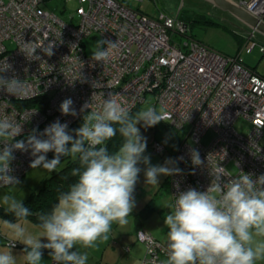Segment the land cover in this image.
<instances>
[{"label":"built area","instance_id":"2783aa9c","mask_svg":"<svg viewBox=\"0 0 264 264\" xmlns=\"http://www.w3.org/2000/svg\"><path fill=\"white\" fill-rule=\"evenodd\" d=\"M46 1L0 0V61L11 65L3 75L9 79L15 75L29 85L23 98L0 90V118L22 124L17 140L26 141L34 129L43 132L57 120L70 127L85 114L80 111L84 105L98 110L109 92L119 93L118 99L130 111L153 94V106H162L165 121L188 134L174 158L184 157L176 164L182 172L169 177L172 196L189 188L206 191L211 174L221 167L225 181L240 171L252 174L254 180L264 174V77L239 57H227L186 35L188 25L178 15L152 17L131 7L128 0H76L78 23L45 10L41 4ZM235 1L264 20V0ZM93 35L117 42L104 65L85 51L84 40ZM176 35L184 39L176 41ZM253 36H248V44ZM50 40L56 43L55 54L48 57L37 49L39 61L25 59L19 50L24 42L46 45ZM260 49L264 52V47ZM66 98L73 100L76 117L62 115L60 104ZM241 117L251 122L247 133L236 128ZM211 130L214 137L203 142ZM153 149L163 155L165 144L155 141ZM190 149L199 151L201 166L192 165ZM13 155L11 175L21 180L34 158L30 151L16 150ZM138 234L147 249L142 264H161L165 241L145 230Z\"/></svg>","mask_w":264,"mask_h":264},{"label":"clouds","instance_id":"9594fccd","mask_svg":"<svg viewBox=\"0 0 264 264\" xmlns=\"http://www.w3.org/2000/svg\"><path fill=\"white\" fill-rule=\"evenodd\" d=\"M55 47L52 40L46 45L24 42L19 50L25 59L39 61L37 49L51 57ZM116 47L117 42L99 39L91 59L104 65ZM10 69L6 60L0 61V90L15 98L26 97L29 85L25 80L3 75ZM119 95L109 92L98 110L84 105L80 110L85 113L83 123L78 129L70 132L67 123L57 120L43 132L34 129L26 141L16 139L23 132L21 123L7 116L0 118V189L20 183L11 175L10 167L16 150L30 151L32 169L52 173L65 158L75 165L70 169L74 182L60 192L48 211H30L12 191L0 195V208L13 217L0 221L8 241L0 246V264H18L12 253L16 242L24 245V264H42L45 249L53 264H88L89 250L109 242L114 224L128 225L136 206L134 192L140 165L145 166V182L150 186H158L161 176L182 172L176 164L183 156L152 165L150 156L145 155L147 138L137 125L153 127L165 121L163 113L151 105L133 113L121 103ZM60 111L65 116L78 115L71 98L62 101ZM117 136L119 146L110 150L108 145ZM49 152L54 153L52 159L47 158ZM189 154L193 166L203 164L197 149H190ZM211 175L206 191H180L164 206L169 212L164 217L166 258L161 264H264V174L254 180L252 174L240 171L225 181L221 167ZM33 215L40 230L35 235L25 227L27 218Z\"/></svg>","mask_w":264,"mask_h":264},{"label":"rangeland","instance_id":"374dc122","mask_svg":"<svg viewBox=\"0 0 264 264\" xmlns=\"http://www.w3.org/2000/svg\"><path fill=\"white\" fill-rule=\"evenodd\" d=\"M128 3L131 7L140 10L141 12L147 13L152 17L158 18L160 14L163 13L166 15H178L181 19L186 21L188 20L190 22L189 34H191V37L199 40L200 42L227 57H235L238 55L237 57L243 58L248 65H260L262 60H264V55L260 51L259 45H256L252 52H247L245 50V45L248 44V42L245 41V38L251 34L250 28L230 12L222 10L209 0H128ZM41 6L45 10L55 12L62 19L71 23H78L80 21L81 17L77 12L79 2L76 0H49L43 2ZM183 39L184 37L179 35L175 36L176 41H182ZM97 40H99V38H97L95 35L85 38V51L88 55L92 56V51L95 49V43ZM242 43L244 44L242 45L244 48L241 46ZM11 44L12 43L10 42V46H12ZM262 69L264 70V62ZM153 103H155L154 95L149 94L148 101L143 103L138 111L149 105L152 106ZM156 109L159 112L163 111L161 105H157ZM82 123L83 119L81 118L77 122L78 127H80ZM137 126L140 127L141 134L147 138V148L145 155L150 156V162L152 165H161L167 158H172L174 160L177 148L185 137V133L182 129L177 128L167 121H161L157 125L147 129L142 126V123L138 124ZM236 128L241 133H247L251 128V122L244 117H241L236 122ZM214 135L215 134L212 130L209 131L208 134L203 138V142L209 143ZM156 140L163 141L164 143L166 141L165 144L167 149L163 156L155 153L154 149L152 148V144ZM189 140L191 141L190 138ZM262 143L264 144V137L262 139ZM47 158L52 159V152L47 154ZM140 167L142 171L139 174V180L135 186L134 198L139 197V191H136V189L139 188L142 192L147 189V191L153 193L154 188L158 189L164 181L167 182L169 180L170 176H161L159 178L158 186L147 185L143 171L145 166L140 165ZM229 168L232 172L236 171L233 164H230ZM48 173L49 172L43 169L29 168L24 177L19 180V184L12 186L10 189H0V195L6 191H12L18 199H23L24 202L27 200V198H29L33 190H36L42 186ZM163 192L165 198L167 199L166 203L168 204L172 201L171 195L168 191L164 190ZM161 194L162 193L160 192V196ZM151 196L153 195L151 194ZM157 196L159 198V194L154 192V197L156 198ZM138 211L133 210L132 213H139L140 211ZM160 211L159 209L153 210V212L148 217H135V215H132L131 213V216L128 218V225L121 227L123 233L122 235L120 234V238L125 236V239L128 240V243L132 245V251L128 253L129 251L126 249L127 253L124 251V253L119 256L122 264H142V261L146 256V245L144 242L138 239V222L140 223V227L143 228V230L151 233L159 240L166 241L167 229L164 225V217L166 214H168L169 210L166 208L164 213ZM0 217L3 216L0 215ZM25 227L28 231L33 228V226L29 224H25ZM116 239L117 242H119V247L122 245H128V243H125L126 241H123V239H121V241H118V238ZM97 250H90L89 252L91 254ZM109 263L118 264L117 260L109 261Z\"/></svg>","mask_w":264,"mask_h":264},{"label":"crops","instance_id":"0c3cea01","mask_svg":"<svg viewBox=\"0 0 264 264\" xmlns=\"http://www.w3.org/2000/svg\"><path fill=\"white\" fill-rule=\"evenodd\" d=\"M245 25L248 26L247 24H245ZM250 30H251V28H250ZM255 33H257V32H255ZM257 34H258L259 42L264 45V41H263L264 36L259 34V33H257ZM248 36H247V38H245V37L244 38L246 40H248L249 39ZM263 55H264V53H263ZM263 62H264V60H262V62H261L262 65H263ZM261 64L260 65H257V64L256 65H250V66L255 67V70L264 76V70L262 69ZM167 182L164 181L163 184L158 189L154 188L153 193L147 191V189H145L144 192H142L139 188L136 189V191H139V197H137V198L135 197L136 206L134 207L133 210L138 211V209H139V211L141 212V211H143V209L145 207L149 206V208H148L149 215L153 212V210H156V209H159V211L161 210L164 213V210L166 209L164 206L167 205V203H166L167 199L165 198L163 191L164 190L168 191L170 193L171 199H172L170 179ZM154 192L156 194L157 193L159 194V198H158V196L156 198L154 197ZM160 192L162 193L161 196H160ZM151 194L153 196H151ZM168 200H169V197H168ZM137 214L138 213H135V214L132 213V215H135V217H137L136 216ZM4 219L11 220L8 217H0V221H2ZM26 224L33 226V228L28 231L29 233L35 235L40 231L37 227H35V225L37 223H35V221L32 220L31 218H27ZM140 229L143 230V228H140ZM122 233L123 232L121 230V227L114 224L113 225V234H112L111 239L109 240V242L101 245L96 252L90 254L88 264H110L109 261H114V260H117V263H118L120 261L119 256L121 254H123L124 251L126 252L127 248L130 249L128 252V253H130V251H132V245L130 243H128V240L125 239V236H123V238H120V234L122 235ZM116 238H118V241H121V239H123V241H126L125 243H128V245H126V246L122 245L121 247H119V242H117ZM42 240H43V238H42ZM45 241L46 240H43V242H45ZM7 243H8V241L6 240L5 235L3 234L2 225H0V246L6 245ZM22 245L23 244H20L19 242H17V245L15 246V248L12 249L13 255L17 256L18 264H24V262L22 260V256H21L23 253V249H24V246H22ZM117 247H119V248H117ZM124 247H125V250H124ZM73 250H75V249H73ZM136 253H138V252H136ZM110 257H113V258H110ZM42 264H53V262L51 261V258L47 252L43 254ZM118 264H122V261H120ZM136 264H140V263H136Z\"/></svg>","mask_w":264,"mask_h":264},{"label":"trees","instance_id":"16d2710c","mask_svg":"<svg viewBox=\"0 0 264 264\" xmlns=\"http://www.w3.org/2000/svg\"><path fill=\"white\" fill-rule=\"evenodd\" d=\"M186 22V24L188 25V33H186V35L190 36L191 37V34L190 33V22L187 20H184ZM202 21H206V20H202ZM242 38V37H241ZM245 41L248 42V40L245 39ZM253 42H256L257 44L256 45H259V49L262 47H264V45L262 43L259 42L258 40V35H254L251 39H250V43L245 45V50L247 52H252L254 50V48L256 47H253L252 50L248 51V48L250 47V45H252ZM244 45L243 43L241 44V46ZM242 48H244V46H242ZM261 50V49H260ZM262 52V51H261ZM264 53V52H263ZM238 56V55H237ZM235 56V57H237ZM242 61H243V64L250 68L251 70H253L256 74H258L259 76H262L264 77L262 74H260L259 72H257L255 70V67L253 66H250L248 65L245 60L241 57H239ZM148 95L146 96V102L148 101ZM150 95H153V94H150ZM36 101V100H35ZM33 101V103L35 102ZM29 103V102H27ZM145 103V102H144ZM143 103L141 104H138L131 112H137L138 109L141 107ZM156 106L155 103L152 104V106ZM157 108V107H156ZM82 118V117H81ZM80 118V119H81ZM79 119V120H80ZM77 122L76 121L74 124H72L70 127H69V131L71 132L73 129H78V125H77ZM169 122V121H167ZM170 124H172L171 122H169ZM173 125V124H172ZM183 132L185 133V137L184 139L182 140V142L187 139L188 140V134H187V131H184ZM73 135L74 132L72 133ZM156 141H159V142H162L164 143L163 141H160V140H156ZM190 141V140H189ZM181 142V143H182ZM191 142V141H190ZM119 143H120V137L117 136L113 142H110L108 147L110 150H116V148L119 146ZM180 143V144H181ZM165 144V143H164ZM179 144V145H180ZM152 148H153V144H152ZM167 149V146L165 144V151ZM164 151V153H165ZM176 154V153H175ZM164 155V154H163ZM162 155V156H163ZM54 156V153H52V158ZM75 165L71 162L70 158H65L62 162H61V165L58 166V169L57 171H54L52 173H48V175L45 177L44 179V182L42 184V186L36 190H33V192L30 194L29 198H27V200H25L23 203L26 207H28L30 209V211H33V212H36V211H48L50 210V208L52 207V205H54L56 202H57V198L60 194L61 191H67L68 190V185L73 183L74 182V178L71 177L70 175V169L72 167H74ZM24 177V176H23ZM149 206L148 207H145L143 209V211L139 212L136 216L137 217H148L150 216L149 215V210H148ZM0 215H2L3 217H8L9 219L13 220V217L10 215V214H5L2 210V208H0ZM28 218H31L32 220L35 221V223H38L37 221V218L35 215L33 216H30ZM139 221V220H138ZM137 225L139 226L138 228V233L140 230L141 227H140V223L138 222ZM138 239H139V234H138ZM140 240V239H139ZM47 242V241H45ZM143 242V241H142ZM24 246V245H22ZM127 250L129 251L130 249L127 248ZM48 253L49 250L45 249L43 250V253Z\"/></svg>","mask_w":264,"mask_h":264},{"label":"water","instance_id":"95a60500","mask_svg":"<svg viewBox=\"0 0 264 264\" xmlns=\"http://www.w3.org/2000/svg\"><path fill=\"white\" fill-rule=\"evenodd\" d=\"M209 1H211L213 4H215L217 7L221 8L222 10L230 12L232 15H234L235 17L243 21L245 24H247L251 28V33L257 32L264 36V20L253 15L245 7L239 5L235 0H209Z\"/></svg>","mask_w":264,"mask_h":264},{"label":"flooded vegetation","instance_id":"af4514ba","mask_svg":"<svg viewBox=\"0 0 264 264\" xmlns=\"http://www.w3.org/2000/svg\"><path fill=\"white\" fill-rule=\"evenodd\" d=\"M254 35L256 36V35H258L257 33H254Z\"/></svg>","mask_w":264,"mask_h":264}]
</instances>
